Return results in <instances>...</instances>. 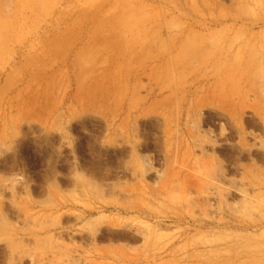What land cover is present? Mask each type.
I'll list each match as a JSON object with an SVG mask.
<instances>
[{
  "label": "rangeland",
  "instance_id": "obj_1",
  "mask_svg": "<svg viewBox=\"0 0 264 264\" xmlns=\"http://www.w3.org/2000/svg\"><path fill=\"white\" fill-rule=\"evenodd\" d=\"M0 264H264V0H0Z\"/></svg>",
  "mask_w": 264,
  "mask_h": 264
}]
</instances>
